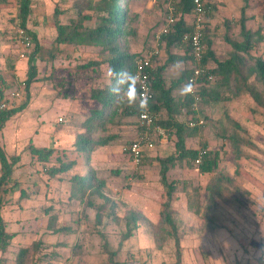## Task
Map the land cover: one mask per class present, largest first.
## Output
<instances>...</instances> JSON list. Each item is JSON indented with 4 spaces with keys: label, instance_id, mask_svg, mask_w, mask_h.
Returning <instances> with one entry per match:
<instances>
[{
    "label": "rangeland",
    "instance_id": "1",
    "mask_svg": "<svg viewBox=\"0 0 264 264\" xmlns=\"http://www.w3.org/2000/svg\"><path fill=\"white\" fill-rule=\"evenodd\" d=\"M97 2L31 0L27 26L37 36L39 49L36 51L33 40L30 48L20 43L16 5L0 3V71L11 84L0 98L6 100L8 109L26 100L23 87L18 83L25 78L27 57L31 52H35L33 63L37 68V81L30 86L26 107L11 116L0 132V146L5 153L19 154L21 158L15 172L17 178H12L15 184L8 183L1 197L4 203L12 202L18 187L26 183L20 190L24 193L21 200H24L22 205L30 223L21 243L40 244L30 252L27 264H107L106 253L101 251L104 242L108 249L118 251L117 260H126L129 264H171L177 255L174 238L168 236L161 247L155 243L158 230L170 231L159 222V210L166 196L155 158L173 152L172 132L162 137L167 139L164 143L161 137L155 136L154 148L145 151L141 163L135 165L124 148L137 137V115H118L104 128L95 130V138L110 139L108 144L92 152L88 167L104 181L102 191L115 204L110 210L114 213L106 214L99 225L95 223L94 209H84L68 198L67 178L75 171L82 172V159L78 158L80 164L70 173L49 177L41 164L30 163L25 149L28 143L71 148L76 135L84 130L80 125L90 108L97 106L89 99V90L109 82L110 72L105 65H88L101 58L99 47L57 45L54 41V19L61 23L76 19L78 3L91 4L81 12L92 16L85 19L84 24L95 26L99 18L92 7L97 6ZM176 2L121 0L127 18L126 34L120 38L124 50L139 56L156 48L159 55L152 61L153 68L165 63L167 50L156 35L167 9H174ZM202 2L213 6L203 19V27L213 40L211 49L219 60H225L232 49L224 36L242 40L240 8L245 6L244 0ZM244 9L246 28L258 32L251 54L264 58V0H248ZM192 18V13L188 14V24ZM169 50L177 57L184 54L182 48ZM176 61L182 60L177 58ZM176 61L168 64L164 71L167 86L184 68L191 67L190 59L183 60L178 67L174 66ZM209 64L215 65L213 60ZM253 78L250 81L261 90V84ZM213 82L221 100L201 103L200 113L205 123L195 128L196 134L188 137L185 144L188 148H198L200 143L206 142L209 149L219 150L218 170L201 174L195 168L180 165L169 169L167 174L169 180H178L171 210L179 237V264H260L264 262V109L247 92L241 91L233 97L228 85L219 87L217 80ZM180 89L173 94L182 97ZM161 115L165 117L164 110ZM191 115L177 118L187 122ZM233 133L241 138L239 155L229 139ZM219 173L225 174L233 184L222 179L224 198L216 201L211 216L206 210L210 195L208 185ZM96 201L103 203L100 198ZM131 210L142 214L146 222L139 223L133 235L119 246L121 234L126 230L124 215ZM53 218L54 228L64 225L73 230L67 234L53 231L48 227ZM76 244H80V248L78 253H73Z\"/></svg>",
    "mask_w": 264,
    "mask_h": 264
},
{
    "label": "trees",
    "instance_id": "2",
    "mask_svg": "<svg viewBox=\"0 0 264 264\" xmlns=\"http://www.w3.org/2000/svg\"><path fill=\"white\" fill-rule=\"evenodd\" d=\"M121 0H98L97 6H93V10L98 14V23L95 26H87L84 24L85 19L92 18L91 15L82 14L81 10L84 7H89L91 4L85 5L78 3L77 17L71 19L68 23H61L57 18L54 19V26L56 35L54 41L58 44L68 45H89L99 47V59L90 61L88 65L99 66L105 65L110 72V79L107 84L102 87H96L89 90V99L97 104L89 110V115L83 120L80 127L81 134H77L71 148H55L54 146H35L28 143L25 149L30 156V163L37 162L41 164L43 172L49 177L61 176L65 173H70L74 168L80 164L78 158L82 159L83 169L82 172L75 171L67 178L68 184V198L77 201L84 209L92 208L95 212V223L97 225L102 223V219L106 214H113L110 211L115 204L104 194L103 187L104 181L97 178L93 169L88 167L91 159L92 152L96 147L108 144L109 137L95 138V130L104 128L109 122H113L115 117L123 114L137 115L140 111L138 101L129 105L125 92L127 91V84L123 85L124 91L119 95L113 92V88L117 84V80L113 77L112 72L115 73H131L135 76L136 60L140 56L131 54L124 50L120 44V38L126 34V14L121 7ZM0 3L8 5L14 3L17 7L16 17L18 18L19 29L25 30L26 34L35 42L34 51L39 49L37 36L34 32L28 29L27 22L31 13V0H0ZM245 6L241 7L240 18V34L242 40H234L227 35L224 36L225 41L231 46L232 51L229 53L228 58L219 60L215 56L212 48L213 40L208 36L206 29L202 30V43L204 44V54L202 64L210 66V72L213 75L212 80H207L205 77L202 79L200 94L203 103L210 101H220L221 94L218 89L213 87L214 79L217 80L218 86H229L231 96L237 97L241 91L247 92L253 101L264 109V58L251 54L254 43L258 39V32H252L246 28V17L244 15V7L248 4V0H244ZM85 5V6H83ZM213 6L209 3L204 4L205 13L211 11ZM193 0H177L174 11L176 20L173 23L171 30L164 35L160 36V41L164 43L165 50H167L166 62L156 66L150 70V84L153 92L152 100L149 103V108L158 114L155 123L160 125L167 136L169 132L173 133L175 137L174 150L171 154L165 157H157L155 160L159 165V181L165 191L166 200L162 203L160 211V226L163 224L170 228V231L158 230L156 234L155 243L157 247H161L168 236L175 240L177 250L176 261L171 264L180 263V248L179 237L176 236V225L172 218L171 201L173 193L176 191L178 180L168 179L169 169L175 166H186L187 168H195L199 173H213L217 171L220 162L219 150H212L208 148L206 142L200 143L198 148H188L185 144L188 137L196 134L195 128L188 126L186 121L178 120L179 115H188L190 110L191 98L189 95L183 96L174 95L173 91L180 89L188 83V78L191 74V67L184 68L176 79L170 81L166 85L164 78V70L166 66L178 60L190 59V45L184 38L192 31V22L188 24L186 19L188 14L193 12ZM163 21V20H162ZM182 48L184 50L183 56L177 57L170 52V48ZM35 52L27 57V70L25 78L20 80L18 84L22 85L26 100L10 109H4L0 112V132L5 122L15 113L23 110L26 107L29 98L30 86L37 81V68L33 63ZM213 60L215 65L209 64ZM10 67L12 68L11 64ZM261 84V90L255 88L253 82L250 81L251 77ZM219 79V80H218ZM11 84L7 82L0 71V97L3 91L7 90ZM137 84H135V92L137 96ZM122 97V98H121ZM2 98H0V101ZM165 111V117H162V111ZM193 116V113L192 115ZM190 116V117H191ZM230 142L233 149L237 152L240 150L241 138L235 133L230 136ZM130 143V142H128ZM127 143V144H128ZM126 144V145H127ZM74 155V157H72ZM145 153H143V158ZM200 157V162L195 164V160ZM20 155H7L3 148L0 146V192L8 184H15L12 180V172L20 164ZM225 178L229 184H233L225 174L219 173L217 177L208 185L209 189V203L206 208L209 215L213 216L212 209L215 208V203L218 199H222L225 189L222 186V179ZM24 193L21 191V197ZM102 199L103 203L98 204L96 199ZM109 205L106 206V203ZM126 230L121 234L119 246L122 245L124 240H127L133 235V229L139 224L146 222V218L138 212L130 211L124 215ZM48 226L53 231L63 234L70 233L73 229L68 226L53 227L55 219ZM13 236L4 230L3 224L0 221V242L5 243L6 239ZM6 244V243H5ZM38 242H32L30 245L24 246L17 252L16 264H27L30 259V252L35 251L39 247ZM102 252L106 253L107 264H129L126 260H117V250L108 249L107 243L104 242ZM80 244L73 246V253H78ZM143 264V263H135ZM264 264V262H260Z\"/></svg>",
    "mask_w": 264,
    "mask_h": 264
},
{
    "label": "built area",
    "instance_id": "3",
    "mask_svg": "<svg viewBox=\"0 0 264 264\" xmlns=\"http://www.w3.org/2000/svg\"><path fill=\"white\" fill-rule=\"evenodd\" d=\"M193 18H192V31L184 38L190 45L191 55V74L188 78V82H192L195 85L194 94L189 95L190 110L193 113L192 117H189L187 124L190 127H202L205 123L203 116L200 113L202 97L200 94V88L202 79L205 77L207 80H212L213 75L210 72V66H204L202 64L204 44L202 43V30L203 19L205 16V9L202 0H193ZM168 12L163 18L160 24L157 37L167 34L176 20L175 11L173 8H168ZM18 38L20 43L25 48H30L32 44L31 38L26 34L25 30H18ZM159 55V51L156 48L146 51L141 54L136 60L135 76L137 77V96L138 105L142 101H146V107L141 108L137 116V137L131 141L124 151L128 153L130 159L135 165H139L142 161L143 153L147 150L154 148L155 136L164 137L165 131L163 128L155 123L158 114L153 112L149 108V103L152 100L153 92L150 84V70L153 69L152 61ZM24 56V55H22ZM18 95V93L16 94ZM4 109H8V103L6 100L0 101V112ZM160 138V139H161ZM200 162V157L195 160V164Z\"/></svg>",
    "mask_w": 264,
    "mask_h": 264
},
{
    "label": "crops",
    "instance_id": "4",
    "mask_svg": "<svg viewBox=\"0 0 264 264\" xmlns=\"http://www.w3.org/2000/svg\"><path fill=\"white\" fill-rule=\"evenodd\" d=\"M165 71V70H164ZM162 143L166 142L167 139L161 138ZM25 167V166H24ZM18 168L15 169L12 173V178H17L16 173ZM29 170L26 172L28 173ZM21 180V179H20ZM18 179V181H20ZM22 180H24L22 178ZM25 181V180H24ZM21 182V181H20ZM23 182V181H22ZM26 185L23 182L16 191V196L12 202H5L1 197L0 192V221L3 224L4 230L7 233L13 234L10 239H6L5 243L0 242V264H16L17 252L22 247L26 246L22 244V239L24 238V232L29 228L28 217L26 216L25 206L22 205L24 200H21V190L22 186ZM9 196H6L8 199ZM26 202V201H25ZM27 203V202H26Z\"/></svg>",
    "mask_w": 264,
    "mask_h": 264
},
{
    "label": "clouds",
    "instance_id": "5",
    "mask_svg": "<svg viewBox=\"0 0 264 264\" xmlns=\"http://www.w3.org/2000/svg\"><path fill=\"white\" fill-rule=\"evenodd\" d=\"M182 61H176L175 65L178 67ZM113 77L117 80L116 86L112 89L113 92L117 93L118 95L124 91L123 85L127 84V91L125 95L127 96V100L129 105H132L136 102V92H135V84L137 82V77L132 75L131 73H115L112 72ZM195 85L190 81L180 89L181 95L187 96L194 94ZM122 98V97H121ZM146 101H142L140 103V107H146Z\"/></svg>",
    "mask_w": 264,
    "mask_h": 264
},
{
    "label": "bare ground",
    "instance_id": "6",
    "mask_svg": "<svg viewBox=\"0 0 264 264\" xmlns=\"http://www.w3.org/2000/svg\"><path fill=\"white\" fill-rule=\"evenodd\" d=\"M204 51H205V49H204ZM204 54V53H203Z\"/></svg>",
    "mask_w": 264,
    "mask_h": 264
}]
</instances>
